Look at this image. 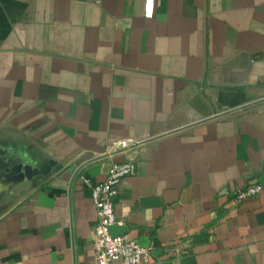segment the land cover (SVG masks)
<instances>
[{"label": "crops", "instance_id": "crops-1", "mask_svg": "<svg viewBox=\"0 0 264 264\" xmlns=\"http://www.w3.org/2000/svg\"><path fill=\"white\" fill-rule=\"evenodd\" d=\"M145 2L0 0V264H97L83 177L130 160L115 234L151 264H264V192L233 197L264 184V0Z\"/></svg>", "mask_w": 264, "mask_h": 264}, {"label": "built area", "instance_id": "built-area-1", "mask_svg": "<svg viewBox=\"0 0 264 264\" xmlns=\"http://www.w3.org/2000/svg\"><path fill=\"white\" fill-rule=\"evenodd\" d=\"M146 15L152 17L155 12L154 0H146ZM137 144L132 139H120L112 143V150H126ZM137 171L136 162L114 163L107 178L94 183L84 176L85 186L92 190L97 210V223L94 229L93 246L97 264H151L154 260V246H142L127 234H115L111 228L117 224L116 197L121 181ZM264 192V184L248 183L233 193L235 202L259 195Z\"/></svg>", "mask_w": 264, "mask_h": 264}, {"label": "water", "instance_id": "water-1", "mask_svg": "<svg viewBox=\"0 0 264 264\" xmlns=\"http://www.w3.org/2000/svg\"><path fill=\"white\" fill-rule=\"evenodd\" d=\"M64 168L63 163L53 159L45 160L40 167H34L27 163H18L11 167H7L4 172V178L7 183L18 184L33 179L37 175H49L54 171H60ZM73 174V179L76 177L79 170L77 167H72L69 170ZM115 233V226L111 228Z\"/></svg>", "mask_w": 264, "mask_h": 264}]
</instances>
